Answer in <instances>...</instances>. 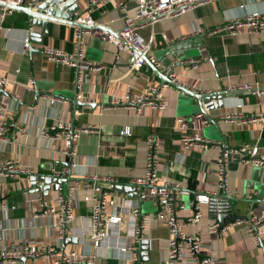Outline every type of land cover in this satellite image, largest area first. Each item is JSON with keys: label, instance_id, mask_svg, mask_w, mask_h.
<instances>
[{"label": "crops", "instance_id": "crops-1", "mask_svg": "<svg viewBox=\"0 0 264 264\" xmlns=\"http://www.w3.org/2000/svg\"><path fill=\"white\" fill-rule=\"evenodd\" d=\"M5 1L13 6H27L33 0ZM116 1L95 5L91 14L95 24L115 38L120 30ZM120 1L129 10L136 2ZM74 2L79 9L73 16L77 12L83 13L90 0ZM241 5L246 9L242 10ZM246 11L264 15V0H213L176 18L142 28L138 33L145 42H151L150 54L160 74L166 76L172 70L171 78L194 93L233 91L245 86L264 88V32L254 34L243 29L236 36L227 32L208 33L229 21L243 18ZM28 19L25 14L12 11L5 17L0 31V80L5 81L0 89V106L5 110L9 126V142L0 143V164L15 160L30 172L14 178L0 176V249L10 248L15 242L16 246H50L56 252L75 249L94 255V247L78 234L80 230L85 232L89 225V211L82 202V196L87 192L83 185L92 186V177L128 185L129 180L141 176L149 137L159 141L158 175L178 183L180 191L187 193L180 194L176 205L177 218L181 222L189 216L197 195L215 191V164L222 151L256 147L264 156V119L244 123L221 119L223 115L238 114L248 118L263 113L264 91L223 97L213 101L218 107L214 108L212 104L209 111L201 102L203 111H200L195 99L167 86L162 89L163 110L146 108L137 114L125 108L104 109L110 99L121 98L127 91L138 97L150 87L162 86V82L146 64L139 72L129 73V56L118 52L112 42L85 37V60L104 68L97 73H85L77 86L75 68L53 64L42 52L52 48L73 53L75 28L54 22L42 33L41 27L30 26ZM25 39H28L26 48ZM31 47L32 51L29 50ZM189 59L198 60L197 67L186 64ZM48 97H55L59 102L51 103ZM74 100L90 103L78 107ZM178 117L197 118L193 126L189 124L187 129L180 131L175 124ZM57 122L69 125L71 131L88 126L94 128L93 132H79L72 158L62 156L59 143L41 133ZM183 133L200 136L217 143L218 147L212 146L202 152L196 148L183 152L180 143ZM70 162V177L75 180L62 185L60 194L67 195V186L78 183L77 192L69 199L74 221L66 227L64 241H60L54 226L57 219L54 216L35 219L31 210L37 206V196L49 202L55 199L56 183L46 184L48 189L43 190V179L66 177L69 168L65 164ZM64 170H67L65 175L62 174ZM227 171L226 190L218 194L225 199L215 200L213 206L210 199L201 204V220L183 226L182 231L202 237V247L210 254L213 264H264V249L246 237L245 223L222 236L209 229L211 222L222 223L228 210V214L231 212L242 218L240 220H248L249 214L264 211L263 170L247 166L233 157ZM97 184L103 189H111L116 197L117 206L113 209L109 204L111 199H106L107 214L116 211L126 199L130 206L139 210L137 222L142 217L147 218L144 234L135 242L137 260L134 264H170L166 259L169 232L167 225L155 217L157 202L151 199L138 202L127 194L113 191L111 183ZM134 220L123 214L120 243L134 241L128 231ZM226 222L230 220L223 223ZM53 259L54 254L47 253L38 258H23L15 264H52ZM96 264L130 263L120 252L106 246L96 255Z\"/></svg>", "mask_w": 264, "mask_h": 264}, {"label": "built area", "instance_id": "built-area-1", "mask_svg": "<svg viewBox=\"0 0 264 264\" xmlns=\"http://www.w3.org/2000/svg\"><path fill=\"white\" fill-rule=\"evenodd\" d=\"M109 2L113 0H90L89 6L83 13H76L74 19L86 25L95 23L91 14L95 5H100L101 2ZM213 0H136L132 10H129L123 1L117 0L115 6L119 13L120 30L118 37L115 38L113 34L106 31H88L84 29L75 28L74 34V51L67 54L63 51L52 48H45L42 50L47 60L53 64L66 65L75 68L76 71V85L78 86L82 81L85 73H97L101 71L104 66L101 64H92L85 60L83 51L85 46V37H97L101 40L112 42L118 52H125L129 56V63L127 70L129 73L139 72L145 65V58L151 62L152 56L150 51L151 42H145L139 35L138 31L142 28L152 27L159 21L176 18L185 14L198 6L208 4ZM0 2L8 3L5 0ZM242 10L246 9L245 5H241ZM12 11L0 6V31L2 30V23L5 17ZM243 29L249 33L259 34L264 32V15L259 12L246 11L243 18L229 21L227 24L218 26L209 30V34L219 32H227L231 36L238 35ZM25 48L28 46V39L24 42ZM199 61L189 59L186 64L192 68L197 67ZM173 82H175L172 79ZM4 80H0V89L4 85ZM167 84L162 86L150 87L145 94L134 97L129 91L125 92L121 98H112L104 109L125 108L131 109L133 112L139 114L146 108L154 110H163L165 102L162 94V89L166 88ZM243 89L250 90L249 86ZM51 103H58L55 97H48ZM90 103L86 101L85 104ZM197 117H200L197 116ZM197 117L190 119L176 118V129L182 131L188 128L189 124L193 126ZM221 119L227 122H241L253 120H263L264 112L242 117L241 115H223ZM204 123H206L204 121ZM8 123L5 117V110L0 106V143L6 144L9 142ZM69 125L63 122H57L49 129L41 130L43 136L49 137L52 142L59 143L58 150L62 156L72 158L74 155V142L79 137V132H93V127L81 128L80 130L71 131ZM123 131L122 133H126ZM181 149L187 152L191 149H198L201 152L206 151L209 147H218L217 143L210 142L197 135H189L183 133L180 140ZM158 148L159 141L155 137H149L146 143V157L143 165L142 174L139 177L129 180L128 186L135 189L137 192L138 202L151 199L155 200L158 205V211L155 214L157 220L163 221L168 228L169 238L167 241L166 259L170 264L185 263L188 264H213L210 254L205 252L202 247L203 239L197 235H187L182 231V227L197 223L201 220V204L208 202L210 196H218L220 191H225L228 184V165L231 158H236L239 162L247 166L259 167L264 173V156L260 155L256 147H244L238 149H227L220 153L216 159V178L217 183L215 191L210 194L197 195L196 200L191 204L189 216L185 221L181 222L177 218L176 205L180 194H187L181 192L180 185L172 182L166 178L160 177L157 173L158 167ZM71 163V164H70ZM72 168V162H70ZM66 174L67 170H64ZM19 174H30L28 170L20 166L17 161H5L0 164V176L3 178H14ZM58 175V174H57ZM87 179V177H84ZM89 180V179H88ZM93 185L84 184L83 188L87 190L86 194L82 196V202L87 206L89 211V225L85 232L79 231L81 237H85L91 246L94 247V255L78 252L72 250H59L56 252L52 247L46 246L37 248L34 246H16L13 242L10 248L0 249V264H15L23 258H38L47 253L54 254L52 264H96V255L101 248L111 246L130 264H134L137 260L135 255V242L141 238L145 231V224L147 218L142 217L138 222L136 217L139 210L134 206H130L128 200L123 199V202L118 209L112 210L111 214H107L105 209L106 199L110 198V206H117L115 203V196L111 189H103L99 186L100 182L114 184L111 179H102L98 177L90 178ZM86 181V180H84ZM116 184V183H115ZM78 183H73L67 186V195L60 194L61 186L54 185V190L57 192L55 199L49 202L41 196H37L35 201L37 206L31 210L33 218L37 219L44 216H54L57 221L54 226L58 230V239L64 241L65 230L67 226L72 225L74 216L69 204L70 197L77 192ZM113 190V189H112ZM114 191V190H113ZM180 192V193H179ZM3 210L6 208L3 206ZM123 214H127L130 218H135L132 229L128 230L131 238L134 241L128 244L120 243L119 231L121 230V220ZM245 223L246 237L250 239L256 246L264 249V211L258 214L250 215L249 220H235L226 223L211 222L209 229L219 236L226 235L230 229L235 226ZM86 233V234H85ZM13 247H15L13 249Z\"/></svg>", "mask_w": 264, "mask_h": 264}, {"label": "water", "instance_id": "water-1", "mask_svg": "<svg viewBox=\"0 0 264 264\" xmlns=\"http://www.w3.org/2000/svg\"><path fill=\"white\" fill-rule=\"evenodd\" d=\"M0 6L5 7L11 11L20 12V13L25 14L29 18L28 19L29 25L41 27L42 33L47 32L49 23H54V22L59 23V24H66L74 28L84 29V30H88L92 32L93 31L100 32L104 29L102 26H98L95 23L92 25H86L81 22H77L74 19V16L72 15L74 14L75 11L79 9L78 6L75 4L74 0H33L27 6H13L8 3L0 2ZM29 50L32 51L33 48L31 47ZM145 64L149 68H151L152 71L158 76L162 84H167L168 86H172L176 88L177 90L185 93L192 99H195L199 103L198 108L200 111H203L202 106L206 107L207 111H209L208 108L212 110V108H210L212 104L215 106L214 108H217L218 104H216L215 102L213 103V101L220 100L226 96L245 94L247 93L246 91L248 92L264 91V88H259V89L254 88L250 90H245V89L240 88V90H233V91L226 90V91H220V92H212L209 94L208 93L197 94L183 86L178 85L176 82H173L171 78V75L173 74L172 70H169L166 76H162L160 72L157 70L156 66L153 64V62H151L148 58H145ZM210 100L212 101V103L210 102ZM73 102L75 106H78V107L89 105L83 102H78L76 100H74ZM201 102H202V106H201ZM207 111L205 112L207 113ZM205 112L204 114H206ZM65 167L67 169L69 168L68 175L66 177H60V178L56 177V179L44 178L43 181L45 183L43 184V190L48 189V186L46 184H50L52 183V181L62 186L66 184L67 182H71L75 180L74 178L70 177V164L69 163L65 164ZM56 171H59V170H56ZM112 188L116 192L127 194L131 198H137V192L135 191V189L129 187L128 185L114 183L112 184ZM224 197L225 196L223 195H220V196L218 195L216 197L210 196V205L213 206L215 204V200L217 199L223 200L225 199ZM228 211H226L225 220L221 221L222 223L225 222L226 220L235 221V220L242 219L236 216L235 214L232 215L231 212H229L228 214ZM250 215L251 214H249V216L247 217L248 220L250 218Z\"/></svg>", "mask_w": 264, "mask_h": 264}]
</instances>
